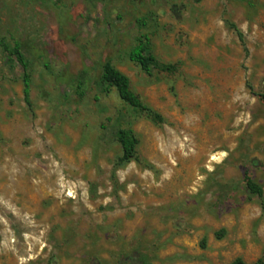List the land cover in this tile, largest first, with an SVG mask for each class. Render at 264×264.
Instances as JSON below:
<instances>
[{"label":"rangeland","instance_id":"374dc122","mask_svg":"<svg viewBox=\"0 0 264 264\" xmlns=\"http://www.w3.org/2000/svg\"><path fill=\"white\" fill-rule=\"evenodd\" d=\"M145 35L172 72L130 59ZM262 96L264 0H0V264L264 261Z\"/></svg>","mask_w":264,"mask_h":264},{"label":"trees","instance_id":"16d2710c","mask_svg":"<svg viewBox=\"0 0 264 264\" xmlns=\"http://www.w3.org/2000/svg\"><path fill=\"white\" fill-rule=\"evenodd\" d=\"M231 27L237 30L240 39L243 35L234 24ZM5 46V45H4ZM5 49L7 47L5 46ZM14 54L17 56V62L23 69V86L24 100L28 107L32 106L31 102V75L29 73V64L21 51L20 45L16 44ZM130 59L140 65L143 71L149 73L153 68L161 71L172 72L173 66L162 65L152 53V43L148 36H141L138 39L137 45L133 48L130 54ZM101 82L113 87L117 90L120 99L133 109L143 112L148 118L154 122L161 123L162 116L154 111L151 107L145 105L141 99L132 91L131 82L128 76L117 70L111 61H106L103 66ZM264 99V96H262ZM117 140L122 148L121 164H128L137 158V148L139 139L132 129H120L117 134ZM247 186L252 194L259 197L263 196V190L260 186L248 179ZM233 264H245L242 259H237ZM254 264H264L263 260H258Z\"/></svg>","mask_w":264,"mask_h":264}]
</instances>
